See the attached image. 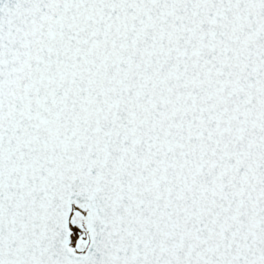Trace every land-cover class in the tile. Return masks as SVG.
<instances>
[{
	"label": "snow or ice",
	"instance_id": "6c2138e0",
	"mask_svg": "<svg viewBox=\"0 0 264 264\" xmlns=\"http://www.w3.org/2000/svg\"><path fill=\"white\" fill-rule=\"evenodd\" d=\"M0 264H264V0H0Z\"/></svg>",
	"mask_w": 264,
	"mask_h": 264
}]
</instances>
